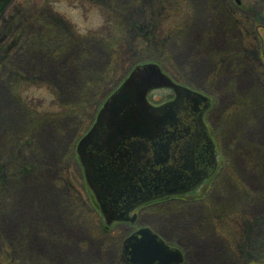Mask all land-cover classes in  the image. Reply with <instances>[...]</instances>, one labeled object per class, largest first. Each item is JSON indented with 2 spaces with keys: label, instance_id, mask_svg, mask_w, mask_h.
I'll list each match as a JSON object with an SVG mask.
<instances>
[{
  "label": "rangeland",
  "instance_id": "1",
  "mask_svg": "<svg viewBox=\"0 0 264 264\" xmlns=\"http://www.w3.org/2000/svg\"><path fill=\"white\" fill-rule=\"evenodd\" d=\"M154 62L209 99L216 173L107 227L76 147L133 69ZM261 129L264 0H12L0 18V264H126L139 228L181 264H264Z\"/></svg>",
  "mask_w": 264,
  "mask_h": 264
},
{
  "label": "water",
  "instance_id": "2",
  "mask_svg": "<svg viewBox=\"0 0 264 264\" xmlns=\"http://www.w3.org/2000/svg\"><path fill=\"white\" fill-rule=\"evenodd\" d=\"M11 0H0V18ZM167 87L173 100L160 106L147 93ZM209 99L175 84L155 64L137 66L105 102L77 144L87 185L105 222L133 220L136 207L193 192L215 171L214 144L203 122ZM128 264H178L181 252L148 228L123 245Z\"/></svg>",
  "mask_w": 264,
  "mask_h": 264
},
{
  "label": "flooded vegetation",
  "instance_id": "3",
  "mask_svg": "<svg viewBox=\"0 0 264 264\" xmlns=\"http://www.w3.org/2000/svg\"><path fill=\"white\" fill-rule=\"evenodd\" d=\"M183 197H184V196H183ZM171 199L179 200V199H182V197H181V196H180V197H179V196L167 197V198H163V199H160V200H157V201L150 202V203H148V204H146V205L140 207L138 210H136V212H135V219H134V221H133L132 223H134V222L137 220L139 213H140L144 208L152 207L153 205H156V204H158V203H162V202H165V201L167 202L168 200H171ZM129 223H131V222H125V223H122V224H129ZM132 233H133V232H132Z\"/></svg>",
  "mask_w": 264,
  "mask_h": 264
},
{
  "label": "bare ground",
  "instance_id": "4",
  "mask_svg": "<svg viewBox=\"0 0 264 264\" xmlns=\"http://www.w3.org/2000/svg\"><path fill=\"white\" fill-rule=\"evenodd\" d=\"M249 83H250V79L248 78V76H245L244 80H243V83H242V86L247 88ZM261 132H262V135H263V129H261ZM262 138H264V135L262 136Z\"/></svg>",
  "mask_w": 264,
  "mask_h": 264
}]
</instances>
